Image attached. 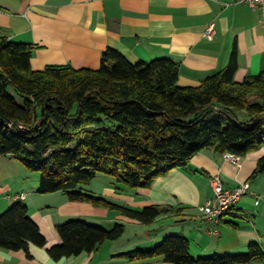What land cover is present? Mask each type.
<instances>
[{"label": "trees", "instance_id": "trees-1", "mask_svg": "<svg viewBox=\"0 0 264 264\" xmlns=\"http://www.w3.org/2000/svg\"><path fill=\"white\" fill-rule=\"evenodd\" d=\"M35 45L11 41L0 32V156L11 155L40 174L39 193H65L72 201L119 211L149 225L181 208L152 204L135 209L88 185L109 174L117 190L149 188L173 169H186L204 149L238 159L264 145V70L236 80L234 52L227 67L198 86L179 83L180 62L170 57L133 62L109 47L98 69L70 64L34 70ZM264 172V156L252 177ZM126 223L108 229L82 219L57 225L59 244L48 248L59 260L93 252L120 239ZM47 238L23 201L0 214V248L47 246ZM125 255L161 258L174 264H248L264 259V246L249 244L240 254L194 257L183 234L167 235L159 245Z\"/></svg>", "mask_w": 264, "mask_h": 264}, {"label": "crops", "instance_id": "crops-1", "mask_svg": "<svg viewBox=\"0 0 264 264\" xmlns=\"http://www.w3.org/2000/svg\"><path fill=\"white\" fill-rule=\"evenodd\" d=\"M212 23L215 33L209 39L205 34ZM0 32L11 41L35 45L31 60L34 70L52 64L98 69L102 53L109 47L133 62L159 57L179 61V83L183 86H198L218 73L228 66L234 52L237 81L264 70L262 11L238 0H0ZM263 156L264 145L237 162L229 160L227 153L204 149L188 168L173 169L149 188L117 190L109 181L96 192L122 205L166 204L181 208L156 221L174 216L165 231H178L188 237L194 257L241 253L252 242L264 246V172L252 177ZM25 167L11 155L0 156V212L18 201H27L30 215L48 243L46 247L30 245L32 257L24 250L0 248V264H174L161 258L135 260L125 255L158 244L160 234L129 244H121L122 236L104 242L93 252L52 258L48 248L61 242L57 225L62 220L79 214L98 221L112 214L108 208L91 202L72 201L63 192L39 193V179H32L33 173ZM215 174L229 189L242 181L248 184L247 194L218 225L203 212L206 201L214 195ZM20 194H26V198H15ZM58 206L60 212L52 213ZM116 212V222L120 219L137 227L145 225ZM214 228L217 234L211 233ZM248 264H264V259Z\"/></svg>", "mask_w": 264, "mask_h": 264}, {"label": "built area", "instance_id": "built-area-1", "mask_svg": "<svg viewBox=\"0 0 264 264\" xmlns=\"http://www.w3.org/2000/svg\"><path fill=\"white\" fill-rule=\"evenodd\" d=\"M241 3H246L253 9H259L262 11L264 19V0H238ZM215 33V24L212 23L208 26L205 36L212 39ZM229 160L237 162L238 158L230 153H227ZM247 182L242 181L235 187L229 189L225 186L222 177L219 174H215L213 177V191L214 195L208 199L203 207V212L206 218L214 225H218L222 219L231 211L233 206L248 192ZM11 197V196H9ZM17 199H25L26 194L16 195ZM260 199L257 198L256 204H259ZM212 234H217L218 229L214 228L211 231Z\"/></svg>", "mask_w": 264, "mask_h": 264}, {"label": "rangeland", "instance_id": "rangeland-1", "mask_svg": "<svg viewBox=\"0 0 264 264\" xmlns=\"http://www.w3.org/2000/svg\"><path fill=\"white\" fill-rule=\"evenodd\" d=\"M26 166V165H25ZM27 168L28 170H30L27 166L25 167ZM32 173H33V178H38L39 179V186H40V174L37 173V172H34L32 170H30ZM34 176H37V177H34ZM205 178V177H203ZM113 180V177L109 174H99L89 185H88V189L92 192H95L97 194H99V192H96V189L97 191H99L98 189H100L102 187V183H108L109 181H112ZM111 199V198H110ZM139 200H142L141 197H138ZM113 200V199H111ZM116 202V200H113ZM24 203H26L27 201H23ZM118 202V201H117ZM125 206H128V207H132V208H135V209H143L144 207H138V206H135L134 204H123ZM104 207V206H102ZM9 208V207H8ZM7 208V209H8ZM106 208V207H105ZM6 209V210H7ZM6 210L0 212V214L4 213ZM109 214H112L111 217H109L108 219H100V220H91L90 218H86L87 216H83V215H71L67 220H62L60 223H64L70 219H82V220H86L88 221L89 223H93V224H97V225H102L108 229H111L114 227L115 223H117L116 221H114V216L117 214V212L115 210H112V209H109ZM59 213L60 212V209H59V206L56 208V209H52V213ZM119 213V212H118ZM120 214V213H119ZM163 219L159 220V221H156L154 223H152L151 225H144V227H137L136 225H132V224H128L127 222L126 223V227H127V231H126V234L124 235V237L120 240L121 244H129L133 241H137L138 239H147L149 238L150 236L151 237H155L156 235L160 234L161 236V239H160V242L154 246H152L151 248H154L156 247L157 245H159L161 243V241L167 236V235H171V234H176V233H179L178 231L177 232H173V231H169V232H166L165 229L168 228L170 226V223L174 222L173 219L175 218L174 216H171V217H162ZM173 218V219H172ZM104 219V220H103ZM122 220H118V222H120ZM124 222V221H122ZM59 223V224H60ZM165 231V232H164ZM151 248H143V249H140V250H147V249H151ZM248 250L244 251V252H241V253H246ZM230 254H240V253H230ZM204 257H211V256H204Z\"/></svg>", "mask_w": 264, "mask_h": 264}]
</instances>
